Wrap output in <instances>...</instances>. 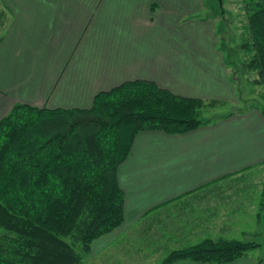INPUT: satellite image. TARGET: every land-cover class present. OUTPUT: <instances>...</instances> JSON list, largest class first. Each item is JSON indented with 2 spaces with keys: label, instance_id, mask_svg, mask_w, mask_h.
Returning <instances> with one entry per match:
<instances>
[{
  "label": "crops",
  "instance_id": "0c3cea01",
  "mask_svg": "<svg viewBox=\"0 0 264 264\" xmlns=\"http://www.w3.org/2000/svg\"><path fill=\"white\" fill-rule=\"evenodd\" d=\"M201 1L158 8L169 0H0V119L16 104L91 108L99 92L134 80L205 101L235 100ZM183 27L194 29L177 33ZM263 166L264 115L255 109L185 133L139 132L118 168L124 222L92 242L90 264H161L205 239L244 241L254 228L240 225L256 222V197L240 198L233 180ZM225 264L258 258L247 252Z\"/></svg>",
  "mask_w": 264,
  "mask_h": 264
},
{
  "label": "trees",
  "instance_id": "16d2710c",
  "mask_svg": "<svg viewBox=\"0 0 264 264\" xmlns=\"http://www.w3.org/2000/svg\"><path fill=\"white\" fill-rule=\"evenodd\" d=\"M215 1L223 20L230 21L226 0ZM239 1L245 20L234 52L243 55L239 65L225 60L234 66L231 74L241 70L264 86V0ZM225 104L175 94L149 80L99 92L86 109L16 104L0 119V264H83L91 243L124 222L118 168L135 136L194 130L221 118L204 113ZM261 246L205 239L174 250L161 264L180 259L225 264ZM258 264L264 261L258 258Z\"/></svg>",
  "mask_w": 264,
  "mask_h": 264
},
{
  "label": "rangeland",
  "instance_id": "374dc122",
  "mask_svg": "<svg viewBox=\"0 0 264 264\" xmlns=\"http://www.w3.org/2000/svg\"><path fill=\"white\" fill-rule=\"evenodd\" d=\"M192 1L194 2V0H169L168 3L164 4V6L159 5L158 8H191ZM200 5L204 8L200 17L212 20V22H209V25L212 26L211 28L214 27L216 31L219 49L225 54L226 58L228 57L227 60L231 59V61L235 63L234 65H239L243 53L238 52V54L234 52V49H238V38L240 37V33L242 31V23L245 20L244 10L241 8V2L239 0H226L223 2V7L226 9L227 19L230 20L228 22H225L220 13L217 11L215 0H202ZM198 13L199 12L185 15V21L182 24H188L192 21V19L198 18ZM179 26H181V24ZM208 27L209 26L207 25L206 29H208ZM192 28L193 27H183L178 29L177 33H180V31L186 32L187 30L190 32ZM203 30L205 29H201V33L192 32V34L187 36L204 35L205 31ZM228 47L231 48L230 53L227 51ZM228 66L231 71H234L233 65L228 64ZM232 75L235 77V79H233L235 84V100L228 101L225 105L219 106L216 111L205 112L204 117L216 119L230 113H243L252 109L264 113V86L254 85L251 81L253 75L244 73L241 70L237 71L235 74L232 73L231 78ZM236 180H239L236 185L240 188V198L256 197L255 204L257 205L256 208L258 209V213L260 212V215H255V223L249 221L248 226L241 224L240 227H245L246 231L254 228V232L252 233L253 235L249 234L244 238V241L261 243V247L250 250L248 254L264 261V166L261 168H253V170L248 171L241 178L234 179L233 181ZM242 184L251 185L248 188H244V185ZM245 215L247 216V214ZM78 250L82 251L81 248H78ZM88 254L89 252L85 253L83 264L91 263ZM123 264L129 263L123 262Z\"/></svg>",
  "mask_w": 264,
  "mask_h": 264
}]
</instances>
